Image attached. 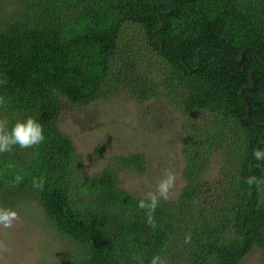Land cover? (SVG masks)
Instances as JSON below:
<instances>
[{
	"label": "trees",
	"instance_id": "obj_1",
	"mask_svg": "<svg viewBox=\"0 0 264 264\" xmlns=\"http://www.w3.org/2000/svg\"><path fill=\"white\" fill-rule=\"evenodd\" d=\"M247 48L264 57V0H0V118L10 128L34 116L45 136L0 153V207L33 199L70 243L65 258L43 264H150L154 255L166 264H241L264 249V185L245 183L264 179L253 156L264 129L241 95L264 61L252 51L241 63L219 53L240 60ZM255 80L246 95L264 125V76ZM122 92L164 100L190 120L186 187L161 200L155 229L137 207L143 198L119 187L120 171L144 172L145 155L116 156L89 176L59 128L66 101L87 107ZM215 155L222 168L210 180Z\"/></svg>",
	"mask_w": 264,
	"mask_h": 264
},
{
	"label": "rangeland",
	"instance_id": "obj_2",
	"mask_svg": "<svg viewBox=\"0 0 264 264\" xmlns=\"http://www.w3.org/2000/svg\"><path fill=\"white\" fill-rule=\"evenodd\" d=\"M189 122L164 100L143 102L122 92L87 107L66 101L59 128L72 138L89 176L102 173L116 156L145 155L144 172L123 170L118 177L121 189L140 198L155 191L164 170L171 169L177 179L170 202L186 187L183 152ZM212 159L205 177L216 180L222 162L217 155ZM14 210L20 219L10 229L0 228V264L54 263L65 258L70 243L55 232L33 199ZM241 264H264V249L254 248Z\"/></svg>",
	"mask_w": 264,
	"mask_h": 264
},
{
	"label": "clouds",
	"instance_id": "obj_3",
	"mask_svg": "<svg viewBox=\"0 0 264 264\" xmlns=\"http://www.w3.org/2000/svg\"><path fill=\"white\" fill-rule=\"evenodd\" d=\"M6 79L0 80V84H6ZM6 100L0 96V106H4ZM45 140L42 124L34 116H28L26 119L16 120L9 128V121L6 117L0 118V153L10 152L13 147L19 146L21 149L32 148L41 144ZM254 158L259 162H264V149H255ZM177 175L171 169H165L162 178L156 183L155 191L146 194V199H140L137 207L144 210L146 214V223L149 227L155 229V212L161 200L167 201L172 197V192L176 184ZM21 177L17 176L19 182ZM245 183L249 186L260 187L264 185V179L255 175L246 178ZM41 183L34 182V187H41ZM20 219L16 210L11 207H0V228L10 229L13 224ZM190 237H186L187 240ZM150 264H166L165 260L159 255H154Z\"/></svg>",
	"mask_w": 264,
	"mask_h": 264
},
{
	"label": "water",
	"instance_id": "obj_4",
	"mask_svg": "<svg viewBox=\"0 0 264 264\" xmlns=\"http://www.w3.org/2000/svg\"><path fill=\"white\" fill-rule=\"evenodd\" d=\"M160 17H161V14H160ZM162 28H163V25L161 26V28H160L159 30H161ZM155 34H157V31H155ZM160 48H161V51H162L163 53H165V54H167V55L170 54V53L165 52V50H164V43H163L162 41H161V46H160ZM203 50H205V49H201V50H199V52H198V56H199V58L201 57V53H202ZM248 51L255 52V53L261 58V60L264 61V57H263V56H262L257 50H255V49H249V48L245 49V50L243 51L242 55H241L240 60H235V59L231 58V57H230L227 53H225V52H222V51H220V52L218 51V52H219L220 54L225 55L227 58L231 59L232 61H234V62H236V63H241V62L243 61L244 54H245L246 52H248ZM214 52H216V51H214ZM172 55H173V54H172ZM173 56L176 57V58H179V56H177V55H173ZM187 67H188L190 70H192L190 66L187 65ZM255 74H260V75H263V76H264V72H263V71H260V70H253V71L251 72V75H250L251 80H252V86H251V87H244V88H242V89H241V95L243 96V98H244V100H245V103H246V105H247V117H248V119H249V120H250L255 126L264 129V125H263V124L257 123V122L254 121V119L252 118L250 101H249V99H248V97H247V95H246V91H248V90H254V89L256 88Z\"/></svg>",
	"mask_w": 264,
	"mask_h": 264
}]
</instances>
